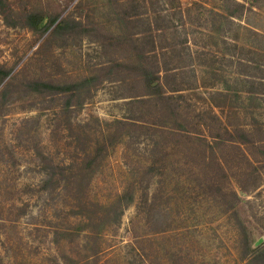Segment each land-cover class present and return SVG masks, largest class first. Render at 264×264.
I'll return each mask as SVG.
<instances>
[{"label": "rangeland", "instance_id": "obj_1", "mask_svg": "<svg viewBox=\"0 0 264 264\" xmlns=\"http://www.w3.org/2000/svg\"><path fill=\"white\" fill-rule=\"evenodd\" d=\"M252 1L4 0L0 264H264Z\"/></svg>", "mask_w": 264, "mask_h": 264}, {"label": "trees", "instance_id": "obj_2", "mask_svg": "<svg viewBox=\"0 0 264 264\" xmlns=\"http://www.w3.org/2000/svg\"><path fill=\"white\" fill-rule=\"evenodd\" d=\"M244 2L252 3L253 1L252 0H244ZM241 5H243V4H241ZM4 6H5L4 0H0V12L2 14H5ZM28 17L30 18V20H27L26 23H30L31 25H36L40 19L37 16H34L33 13H28ZM6 75H7V71L0 68V78L3 79ZM142 75L149 77L150 80L156 79L157 82L153 83V86L157 90L155 92H159L158 90H160V88L164 85L165 81H167L166 79L171 75V71L168 68L163 67V66L159 65V63H157L155 68H151L150 70H143ZM26 85L30 86V87L32 86V88H35V90H37L36 88L39 85H43L46 87H53V85H51V84L45 83L43 81H37V80L28 81V82H26ZM54 88H55L54 90H58L57 92L62 91V89H64L63 86H57ZM257 90H259V91H257ZM261 90H264V81L259 80V82H258V80L257 81L253 80L251 87H249L248 90H246V92H248L249 94L253 93V92H259L260 93ZM261 93H264V92H261ZM210 105L213 107H215V106L219 107L220 106L216 103H211ZM257 130H260L259 126L256 127V131ZM256 131L255 130L251 131L250 129H241V133L244 136L246 143L258 142V141H256L257 139H255L256 138L255 135L257 134ZM263 252H264V250L260 251L259 253H263Z\"/></svg>", "mask_w": 264, "mask_h": 264}]
</instances>
